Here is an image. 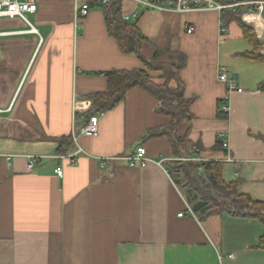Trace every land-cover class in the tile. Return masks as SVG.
<instances>
[{
	"label": "crops",
	"instance_id": "1",
	"mask_svg": "<svg viewBox=\"0 0 264 264\" xmlns=\"http://www.w3.org/2000/svg\"><path fill=\"white\" fill-rule=\"evenodd\" d=\"M237 1L251 38L236 19L222 32L215 10L121 2L147 38L142 58L156 49L162 63L185 56L179 77L191 117L172 130L184 138L177 146L163 131L171 116L140 86L96 113V134L73 139L91 112V95L107 88L105 71L141 68L163 81L137 54L120 50L100 6H90L78 27L73 0H36L27 13L34 29L19 16H0V264H264L259 219L230 210L200 217L191 184L167 173L186 160L219 161L224 182L264 199V7L257 12ZM218 65L236 73L238 89L226 92ZM221 99L226 117L218 113ZM221 131L227 148L216 139ZM68 134L66 151L57 152ZM138 144L150 160L128 165L124 156ZM77 145L83 151L72 160ZM59 164L62 177L54 172ZM197 177H205L202 167Z\"/></svg>",
	"mask_w": 264,
	"mask_h": 264
},
{
	"label": "trees",
	"instance_id": "2",
	"mask_svg": "<svg viewBox=\"0 0 264 264\" xmlns=\"http://www.w3.org/2000/svg\"><path fill=\"white\" fill-rule=\"evenodd\" d=\"M218 1L232 2L237 0ZM89 4L90 6L98 5L102 8L107 31L115 37L120 50L125 53H135L142 58L140 47L147 38L133 21L124 20L121 17L120 0H110L106 3L92 1ZM244 7V5H239L234 11L224 10L222 16L225 24L236 19L245 35L251 38L252 28L243 23L239 16ZM161 52V49H156L150 60H145L144 58L142 60L148 68L159 70L163 81L156 82L152 80L151 76L141 68L105 71L104 74L108 79L107 88L103 92H96L91 95L93 103L91 106L92 113L90 112V114L103 112L113 107L123 99L128 89L140 86L155 95L161 102V111L171 116L173 122L163 131L169 135L173 146H177L184 138L178 137L172 130L178 123L189 120L191 117L189 110L190 99L185 97L183 83L179 77V71L185 64V56L182 53H178L175 60L162 63L158 61ZM251 56L254 55L252 54ZM170 80H175L176 85L170 86ZM261 88L264 89V81L261 84ZM221 103L222 99L218 103V113L222 117H226L227 113L220 109ZM70 142V134L60 137L57 152L66 151L65 146L70 144ZM220 166L221 162L219 161L193 162L186 160L175 164L171 172L173 180L178 185L189 183L195 190L198 200L192 205V208L195 214L199 212L200 217L219 210H230L235 214H243L259 219L263 224V233L260 237L259 245L264 246V199H252L246 194L238 193L236 191V181L226 183L220 178ZM199 167L203 168L205 175L200 182L197 177V168ZM176 170H179L180 174L175 173Z\"/></svg>",
	"mask_w": 264,
	"mask_h": 264
},
{
	"label": "built area",
	"instance_id": "3",
	"mask_svg": "<svg viewBox=\"0 0 264 264\" xmlns=\"http://www.w3.org/2000/svg\"><path fill=\"white\" fill-rule=\"evenodd\" d=\"M96 3H106L110 0H92ZM124 0H120V3ZM137 4H141L146 8L152 9H163L165 7H170L176 11L185 12L191 11L195 9H211L215 10L219 13V24L220 30L224 32L226 30V24L224 18L222 16V12L224 10L234 11L237 6L241 5V1H232V2H220L218 0H132ZM244 3L249 4V10H256L260 12L264 7V0H246ZM37 3L36 0H0V16H19L24 19L27 23L30 24V29H34L27 18V13L34 12L36 10ZM90 8V4L88 0H73V20L76 23V26H79V20L81 17L85 16ZM121 17L124 20L133 21L136 18V13H126L120 12ZM193 27L188 25L186 30L188 32L192 31ZM217 79L223 82L226 86V92H230L239 88V84L237 82V75L234 71L228 69L224 65H218L216 70ZM220 109L223 112L228 111V104L226 102H222L220 105ZM98 131V116L96 113L90 114L86 121L77 129L72 130L73 139H76V135L78 133L83 134H96ZM217 141L225 148L228 147V138L225 132L221 131L216 136ZM83 151L80 145H77L76 150L69 154L72 160L74 156ZM37 156H33L29 159L27 166L31 167L33 163L37 160ZM128 165L134 166L139 165L143 166L150 160V158L146 154V149L143 144H138L135 147L133 153L125 155ZM108 157H103L100 161V165H105L107 163ZM161 160V159H160ZM160 160L158 162H160ZM54 172L57 176L62 177L63 168L62 165L59 164L54 168ZM167 173L170 175L171 171L167 169ZM175 173L180 174L179 170H176ZM190 214L194 215V212L190 209ZM178 215H182V212H179Z\"/></svg>",
	"mask_w": 264,
	"mask_h": 264
}]
</instances>
